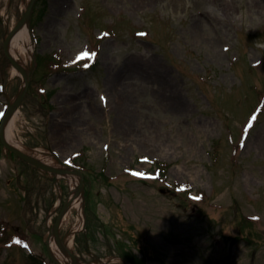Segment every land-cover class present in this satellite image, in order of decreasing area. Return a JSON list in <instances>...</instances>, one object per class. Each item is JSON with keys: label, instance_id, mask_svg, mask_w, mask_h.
Listing matches in <instances>:
<instances>
[{"label": "rangeland", "instance_id": "1", "mask_svg": "<svg viewBox=\"0 0 264 264\" xmlns=\"http://www.w3.org/2000/svg\"><path fill=\"white\" fill-rule=\"evenodd\" d=\"M23 2L0 0V131L23 83L3 48ZM29 28L14 138L84 172L73 251L264 264V0H36ZM84 51L96 55L77 61ZM71 191L0 136V264H57L49 225ZM80 220L76 207L62 237Z\"/></svg>", "mask_w": 264, "mask_h": 264}, {"label": "bare ground", "instance_id": "2", "mask_svg": "<svg viewBox=\"0 0 264 264\" xmlns=\"http://www.w3.org/2000/svg\"><path fill=\"white\" fill-rule=\"evenodd\" d=\"M24 2L21 4V9L23 10L25 7H27L28 0H23ZM34 41L32 40L31 31L29 28V24L26 23L22 27L18 28L16 32L14 33L13 37L9 41L7 45V52L8 55L14 59L15 62H17L20 66H14L11 75H17L20 74L22 79L25 81L27 73L31 71L32 61H33V52H34ZM14 102V100H11V104ZM18 111H15V108L11 107L10 112L4 121V135L6 141L16 146L17 148L22 147L23 143L21 141H17L14 138V129L16 126V120L18 116ZM34 155L38 159H40L42 162L46 164L52 165V163H56V167L62 168L58 164L57 155L53 153H49L47 151H43L40 149L34 150ZM68 175L72 191L70 194L71 204L65 209V211L62 214V220H61V226L62 229L65 224L70 225V219L72 216V212L74 208H78L79 214L81 216V220L79 224H75L74 227H71L65 238L62 240V245L65 247L64 250L60 247L58 244L57 238L55 233H52L49 237V245L51 248V254L54 257L55 260L60 262L61 264H93L88 263L85 261L79 254H76V257L73 258V256L70 254L69 250L74 249L72 246L74 235L76 233V230L83 226L84 224V210H85V198L83 193H78V188L80 185V178L73 174H59V176Z\"/></svg>", "mask_w": 264, "mask_h": 264}, {"label": "water", "instance_id": "3", "mask_svg": "<svg viewBox=\"0 0 264 264\" xmlns=\"http://www.w3.org/2000/svg\"><path fill=\"white\" fill-rule=\"evenodd\" d=\"M34 2H35V0H30V3H29V5H28V7L26 9V12H25L24 16L19 20L17 26L13 30H11L10 34L5 39L4 46H5V51H6L7 55H8L7 45L9 43L11 37L14 35L15 31L20 26H22L24 23L29 21L30 16H31V12H32V8L34 6ZM9 58L11 59V61L16 66H20L17 62L14 61L13 58H11L10 56H9ZM30 79H31V71L27 73L26 80L24 82V85L22 86V89H21V91L19 93V96L16 98L14 103L11 104V107L17 108L23 102V100H24V98L26 96L28 87H29ZM1 141L4 144L5 148H7L11 152L15 153L18 157H20V158L24 159L25 161L33 164L34 166L39 167L42 170L48 171L50 173H55L56 175L64 173V174H74V175L80 176L81 182H80V186H79L77 192L78 193H81V192L84 193V175H83V173L80 170H78V169H76L74 167H71L66 162H62L64 168H58V167H54V166L48 165V164L42 162L37 157H35L33 154L24 152L23 150L17 148L16 146H13V145L9 144L6 141V139H5L4 126H2V128H1ZM71 201L72 200L70 199V197L65 201V203H64V205H63V207L61 209V212L57 216V219H56V222H55L54 226L50 230L51 232H55V234L57 236L58 243H59L60 247L62 249H64V250H67V249H65V247L62 245V241H61V238L59 236V230H60V225H61L62 214L65 211V209L71 204ZM70 254L73 256V258L76 257L75 254L73 252H71V251H70Z\"/></svg>", "mask_w": 264, "mask_h": 264}, {"label": "snow or ice", "instance_id": "4", "mask_svg": "<svg viewBox=\"0 0 264 264\" xmlns=\"http://www.w3.org/2000/svg\"><path fill=\"white\" fill-rule=\"evenodd\" d=\"M105 35H107V34H105ZM141 35H143V34H141ZM95 55H96V53H94V52H91L90 53V52L84 51V52H81L80 54H78V56L76 57V60L79 61L81 59H84L85 57L91 59V58H94ZM74 62H76V61H74ZM85 67H88V65L85 64ZM255 118H256L255 116H253V117L250 118L249 123H248V125L246 126V129H245V132L246 133H247V129L252 127V121L255 120ZM132 175H135V176H143L145 174L144 173H139V172H132ZM15 242L16 243H20V241H18V240L15 241ZM25 247H27V245H25Z\"/></svg>", "mask_w": 264, "mask_h": 264}, {"label": "trees", "instance_id": "5", "mask_svg": "<svg viewBox=\"0 0 264 264\" xmlns=\"http://www.w3.org/2000/svg\"><path fill=\"white\" fill-rule=\"evenodd\" d=\"M26 163V162H25ZM158 170H160V172H162V168L161 166H158Z\"/></svg>", "mask_w": 264, "mask_h": 264}]
</instances>
